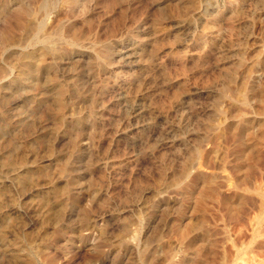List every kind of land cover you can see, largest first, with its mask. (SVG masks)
I'll use <instances>...</instances> for the list:
<instances>
[{
	"label": "rangeland",
	"instance_id": "374dc122",
	"mask_svg": "<svg viewBox=\"0 0 264 264\" xmlns=\"http://www.w3.org/2000/svg\"><path fill=\"white\" fill-rule=\"evenodd\" d=\"M0 264H264V0H0Z\"/></svg>",
	"mask_w": 264,
	"mask_h": 264
},
{
	"label": "bare ground",
	"instance_id": "6f19581e",
	"mask_svg": "<svg viewBox=\"0 0 264 264\" xmlns=\"http://www.w3.org/2000/svg\"><path fill=\"white\" fill-rule=\"evenodd\" d=\"M50 4V3H49ZM67 9V8H66ZM34 14V13H33ZM32 14V15H33ZM29 15V14H28ZM53 24V23H52ZM58 25H59V23H58ZM51 26V25H50ZM29 29V28H28ZM49 29H50V27H49ZM62 31V30H61ZM56 34V33H55ZM47 37H49V36H47ZM78 39V38H77ZM80 39V38H79ZM47 47V46H46ZM97 51V50H96ZM57 52H60V51H57ZM108 53H109V51L108 50H103V51H101V52H98V53H96L97 54V56L98 57H100V58H106L107 57V55H108ZM52 55V54H51ZM96 63H97V61H96ZM49 64H52V63H49ZM98 66V65H97ZM47 68V67H46ZM55 74V73H54ZM52 198V197H51ZM58 207V206H57ZM56 212V211H55ZM52 218H53V216H52ZM263 227V226H262ZM133 231H134V229H133ZM257 245H258V243H257ZM5 252V251H4ZM15 253V252H14ZM229 257V256H228ZM31 258V257H30ZM259 258V257H258ZM254 261V260H253ZM228 262V261H227Z\"/></svg>",
	"mask_w": 264,
	"mask_h": 264
}]
</instances>
